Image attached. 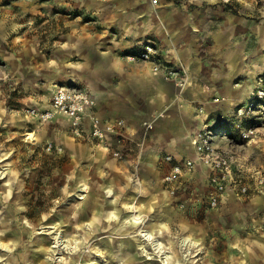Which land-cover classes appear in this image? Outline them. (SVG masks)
Instances as JSON below:
<instances>
[{"label":"rangeland","instance_id":"rangeland-1","mask_svg":"<svg viewBox=\"0 0 264 264\" xmlns=\"http://www.w3.org/2000/svg\"><path fill=\"white\" fill-rule=\"evenodd\" d=\"M10 1V12L20 15L0 21V204L10 200V204L0 205V264H10V258L17 260V243L23 245L21 257H26L19 264H69L70 259L73 264H162L158 249L150 244L144 247L140 237L134 236L138 228H148L151 217L158 214L168 222L169 229L164 230L167 243L163 232L154 239L161 238L172 255L168 264H176L178 258L182 264H264V231L255 223L259 209L252 211L248 197H235L208 212H203L207 210L203 198V210L195 214H184L177 207L160 209L164 202L159 179L163 174L147 141L159 118L175 105L185 106V88L178 86L169 108L142 117L143 122L154 121V128L145 133L141 124L139 142H130L126 136L108 144L91 137L92 142H82L76 139L83 135L69 132L65 117L42 121L25 112L30 107L45 108L31 96L38 91L46 96L62 86L96 90L99 86L84 77H93L90 68L116 38L98 36L99 23L88 11H68L74 23L66 26L61 15L66 13L65 6L56 11L53 0ZM108 2L113 1L102 0ZM241 11L243 21L234 20L232 27L222 17H203L201 30H197L201 31L199 47L212 53L217 47L227 49L219 39L229 37L237 66L242 57L245 64L261 66L256 85L257 77L264 74V14ZM88 25L90 31L82 28ZM71 27L72 32L84 30L85 35L63 36ZM67 47L71 49L66 53ZM25 88L30 93L24 94ZM137 105L141 107L140 99ZM254 114L252 125L259 132L254 140L248 142L235 132L216 143L235 152L246 165L264 170V108ZM227 129L235 131L232 125ZM152 204L154 208L148 211L145 206ZM128 214L135 217V226L123 222ZM187 234L197 235L191 239L199 245L183 256L178 239ZM58 238L64 247L61 251L53 247Z\"/></svg>","mask_w":264,"mask_h":264},{"label":"crops","instance_id":"crops-1","mask_svg":"<svg viewBox=\"0 0 264 264\" xmlns=\"http://www.w3.org/2000/svg\"><path fill=\"white\" fill-rule=\"evenodd\" d=\"M112 1L103 4L102 0H53L51 5L56 11L59 7L65 6L66 13L60 14L66 26H73L74 23V19L69 18L68 11L74 9L88 11L99 23L100 28L95 30L98 36L116 38L114 44H109L107 49L99 54L100 61L97 65L90 68L93 77L88 75L84 78L89 84L99 86L98 90L90 88L97 100L96 113L105 120H114L118 116L124 117L127 120L124 132L130 142H139L140 133L137 129H141L140 126L144 120L142 117L169 108L176 100L179 87L175 81H166L161 74L153 72L149 63L129 62L124 55L146 43H152L157 47L162 61L185 70V75L188 77L184 92L185 106L175 105L159 118L147 141L148 148H151L149 152L152 156L155 154L160 173L163 174L168 165L161 162V157L169 153L179 160L187 157L195 158V152L190 144L191 136L205 123L212 124L221 113L229 112L246 101L255 86V76L261 70V66L255 62L245 64L243 57L240 65L235 64L233 49L228 45L229 42L231 43L229 37L228 39L217 37L226 44L227 49L217 47L216 52L212 53L210 50H203L201 46L199 47L201 31L197 30H201L202 18L210 14L214 17H222L229 20L230 27H232L234 20L243 21L241 10L260 11L264 14V0L245 2L233 0L231 3H223L222 0H159L157 5L153 4L152 0ZM10 4V0H0V21L13 20L20 15V13L10 12ZM58 15L59 13L56 12V20ZM84 27L90 28L89 25L82 28ZM72 31L73 27L68 29L63 36L85 35L84 30L81 34ZM228 35L233 34L229 32ZM70 49L71 47H67L66 53ZM217 55L220 60H217ZM247 65L248 68H245ZM236 69H239L241 73ZM24 87L26 86L21 85V88L24 89ZM51 92L43 96L38 91V94L34 93L31 96L35 104L46 108L49 107ZM28 93H30L28 88H25L24 94ZM139 99L145 111L141 112V107L137 105ZM41 100H44V104L39 103ZM200 107L204 108L203 114L198 113ZM68 126L70 132V125ZM73 138L75 139L74 136ZM76 140L92 142L87 133ZM186 150L189 152H185ZM200 166L198 164L194 171L187 172L183 176L176 196H171L163 185L162 177L159 179L162 187L160 197L166 203H162L161 211L163 208L177 207L184 214H195L203 210L202 200L206 197L207 184L206 171ZM235 197L239 196L228 193L221 206ZM248 198L252 211L259 209L255 223L264 231V192ZM181 202L185 204L184 208L180 207ZM153 204L145 206L149 207L148 211L154 208ZM135 207L139 208L136 203ZM143 212L148 214L144 210ZM203 212H208V209ZM148 216L150 217L149 214ZM151 218L152 221L148 228L159 229L163 232L166 242L164 230L169 229V226L165 217L158 214ZM142 224L143 222L139 226ZM186 236L198 237L195 234ZM131 256L130 252L129 259ZM175 261L176 264H182L180 258Z\"/></svg>","mask_w":264,"mask_h":264},{"label":"built area","instance_id":"built-area-1","mask_svg":"<svg viewBox=\"0 0 264 264\" xmlns=\"http://www.w3.org/2000/svg\"><path fill=\"white\" fill-rule=\"evenodd\" d=\"M232 1L222 0L223 3ZM152 3L157 5L159 0H152ZM124 58L130 62L149 63L153 72L161 74L165 80L175 81L180 88H185L188 83L185 70L162 61L157 47L152 43H146L126 53ZM96 106L97 101L90 89L62 86L52 92L49 107H30L25 112L42 121L50 120L56 115L63 116L69 121L75 136L87 133L92 139L103 144H108L109 138L122 140L125 137V120L121 118L105 120L96 113ZM259 108H264V74L257 77L256 85L246 101L229 112L221 113L212 124L205 123L193 134L190 144L195 152V158L187 157L179 160L169 153L161 157V162L168 165L163 173L162 182L169 194L177 195L183 176L187 172L194 171L198 164L206 171L207 193L204 203L208 210L220 208L228 193L249 197L264 192V170L246 165L235 152L222 148L216 143V140L227 139L235 132L248 142L254 140L259 132L258 128L252 125V120L255 110ZM203 112L204 108L200 107L198 113L203 114ZM229 125H232L235 131H229L227 129ZM142 127L147 133L154 128V121H144ZM179 205L181 208L185 207L182 202ZM178 246L183 256L189 255L197 247L184 236L178 239Z\"/></svg>","mask_w":264,"mask_h":264},{"label":"bare ground","instance_id":"bare-ground-1","mask_svg":"<svg viewBox=\"0 0 264 264\" xmlns=\"http://www.w3.org/2000/svg\"><path fill=\"white\" fill-rule=\"evenodd\" d=\"M224 130V129H222ZM25 191V189H22L21 191V195L23 194V192ZM11 192H9L8 190V193H7V196L8 198H6L7 200H9V196H10ZM2 204H10V200L8 202H3ZM0 204V205H2ZM132 210V209H131ZM11 211V214L14 213L12 210ZM14 211H16V213H18V210L17 209H14ZM116 214V213H115ZM140 218V217H139ZM17 220V219H16ZM136 221L135 217L131 214H128L125 218H124V223L126 224V226L130 227V226H135L134 225V222ZM150 222V221H149ZM150 224V223H149ZM19 225V224H18ZM152 226V225H151ZM160 227V226H159ZM28 231V230H27ZM11 233V232H10ZM23 234V232H22ZM160 234V230L159 229H146V228H138L136 230V234L134 236H139L142 243L144 244V247L147 245V244H150V245H153L155 248L158 249V251L160 252V260L162 261V264H168V261L169 259L171 258V255L168 253V251L165 249L166 245H164V241L161 239V238H157V239H154L155 237L154 236H158ZM24 236H26L24 234ZM28 236V235H27ZM187 240H189L193 246H197L198 248V245L196 242H194L191 237H188V236H184ZM28 238H26L27 240ZM194 239V238H193ZM22 240V239H21ZM24 242V241H23ZM21 243V241H20ZM154 243V244H153ZM1 244V243H0ZM156 244V245H155ZM53 247H55L56 249L54 250H58V251H61L62 249H64L63 247V243H61V240L58 238L56 241H55V245H53ZM23 248V245H19L17 243V248L14 252V255L16 254L17 255V260L15 259H12L10 258V260H12V263H15V264H19V263H25L26 261V257L25 256H22L20 255V250ZM144 250H146L144 248ZM13 254V253H12ZM150 257H148L149 259ZM69 264H73V260L70 259L68 261Z\"/></svg>","mask_w":264,"mask_h":264}]
</instances>
